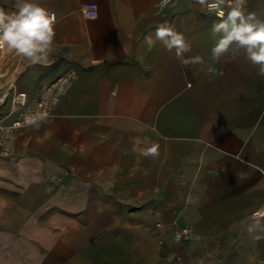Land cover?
I'll return each instance as SVG.
<instances>
[{
  "label": "crops",
  "instance_id": "crops-1",
  "mask_svg": "<svg viewBox=\"0 0 264 264\" xmlns=\"http://www.w3.org/2000/svg\"><path fill=\"white\" fill-rule=\"evenodd\" d=\"M86 1L34 0L56 13L54 51L21 57L15 82L26 110L44 94L50 115L0 131V264H264L247 232L264 203L259 67L243 52L211 60L217 17L195 0H93L96 19ZM246 7L264 18V0ZM165 22L204 65L148 50ZM153 142L159 156H141ZM182 226L191 239L175 237Z\"/></svg>",
  "mask_w": 264,
  "mask_h": 264
},
{
  "label": "clouds",
  "instance_id": "clouds-1",
  "mask_svg": "<svg viewBox=\"0 0 264 264\" xmlns=\"http://www.w3.org/2000/svg\"><path fill=\"white\" fill-rule=\"evenodd\" d=\"M170 0H161L160 6H166ZM195 2L210 14H215L217 21L211 27L214 44L211 48V60L220 62L226 55L235 57L243 52L244 57L253 65L259 67V75L264 76V18L255 12L247 10V0H195ZM96 8V5H91ZM227 7L228 11L224 9ZM88 18L96 19L98 13H88ZM55 12L43 7L34 0H16V10L6 12L0 8V50L7 49L23 57L32 64L47 62L54 51L56 36ZM161 42L168 52H175V57L183 65H204L200 56L185 57L191 52V44L182 33L175 31L167 22L160 24L154 34L145 36V43L150 51L155 42ZM205 70L215 74L216 69L208 66ZM45 111H30L23 114L22 122L15 127H33L38 129L48 119ZM11 131V129H4ZM153 131H155L153 129ZM147 140V138H145ZM137 144L141 141L137 140ZM160 145L150 143L141 148L139 153L143 157L155 159L159 156ZM133 152L137 151L134 146ZM251 223L247 226L248 234L256 241L264 239V205H261L251 216Z\"/></svg>",
  "mask_w": 264,
  "mask_h": 264
},
{
  "label": "built area",
  "instance_id": "built-area-1",
  "mask_svg": "<svg viewBox=\"0 0 264 264\" xmlns=\"http://www.w3.org/2000/svg\"><path fill=\"white\" fill-rule=\"evenodd\" d=\"M159 3H161V0ZM91 5H96V8H92ZM81 11L86 17H88V13H98V4L93 0L83 2L81 3ZM20 59L21 57L14 52H10L7 49L0 50V106L9 104V110L4 117L14 116L9 125H3L0 121V131L3 128H17L15 125L22 122L23 114L26 112L39 110L45 111L50 115L49 101L44 94L34 98L32 108L26 110L29 101L28 94L25 91L19 90L15 82L16 66ZM262 205H264V203H262ZM193 236L194 234L189 226H182L175 231V237L178 240H188Z\"/></svg>",
  "mask_w": 264,
  "mask_h": 264
}]
</instances>
